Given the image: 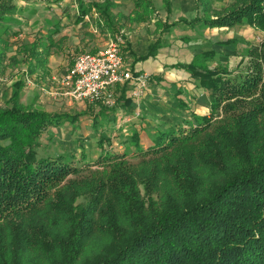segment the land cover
I'll list each match as a JSON object with an SVG mask.
<instances>
[{"label": "trees", "instance_id": "obj_1", "mask_svg": "<svg viewBox=\"0 0 264 264\" xmlns=\"http://www.w3.org/2000/svg\"><path fill=\"white\" fill-rule=\"evenodd\" d=\"M164 2L171 11L172 0ZM214 2L196 0L197 15L178 22L209 28L247 22L264 32V0H233L221 9ZM93 6L135 62L160 48L154 43L136 56L122 32L124 16L111 15L115 3ZM135 6L131 21L154 12L149 0ZM16 9L14 0H0V61L21 30L8 22L20 23ZM56 44L53 34L41 36L23 52L43 65ZM246 54L243 67H211L206 58L213 51L178 63L208 92L211 113L157 126L147 146L134 133L122 153L101 141L93 166L39 153L48 128L79 115L22 104L20 85L12 104L0 107V264H264V39ZM35 66L30 61L28 73ZM178 103L190 108L183 97Z\"/></svg>", "mask_w": 264, "mask_h": 264}, {"label": "rangeland", "instance_id": "obj_2", "mask_svg": "<svg viewBox=\"0 0 264 264\" xmlns=\"http://www.w3.org/2000/svg\"><path fill=\"white\" fill-rule=\"evenodd\" d=\"M116 1H118V6L114 9L115 13L121 12L126 16L132 14L135 9L134 0ZM150 1L154 3V12L151 19L143 22V26L139 27V31L133 32L132 43L135 45H131L132 51L136 55L146 54L149 47L154 43L161 45L168 44L172 48L167 51H165V49L160 50V54L156 59H149L143 63L140 62L137 66L138 69H135L136 67L133 68V60L135 57L130 55V53H132L131 50L130 52L129 50L123 52V55H129L127 62H129V64L130 62L132 63L130 66L134 73H143L148 76L147 84L150 90H148V93L153 100L150 112L144 110L143 115L141 108L140 111L136 113L133 110L130 111V109H122V103L119 105L120 99L117 98L116 94V104L110 106L105 101L103 102V100L90 102L72 98L70 95L66 94V87L62 85L61 80L47 79L39 83L36 81L31 84V86L35 87V100L39 107L51 112H67L72 116L79 115V120L74 123L71 121L62 126L50 127L47 129L40 138L41 144L38 151L41 155H49L51 157L66 156L71 157L70 160H72L73 165L81 167L86 163L91 165L96 162L98 158L101 141L104 143L103 145L105 148L121 153L130 148L128 147L127 149L126 147L128 144L126 145L125 143L127 139H129L133 121L143 119L149 125L161 128L181 120L184 121L185 118H187L186 115H189V113L183 112L176 107L175 100L170 96L171 92L174 93L177 90V83L174 82L173 79H178V77H180L179 73L182 71L170 66H162V62L159 60L161 56L167 57L168 60L166 59L165 61L175 62L190 57V53L193 54L211 50L216 53V56L206 59H208V63L212 67L217 65V63H227L231 68H235L236 66L243 67L248 61L246 54L247 48L251 45H258L264 39V32L259 31L247 22H244L242 25L223 29H207L205 26L201 25L192 28L186 23L172 25L171 23L177 22L180 17H186L188 20H191L197 15L196 0H172L173 9L170 13H168L163 0ZM14 2L17 5L15 14L17 16L22 15L25 19L24 22L29 19L30 26L32 22L34 29L44 26V17L53 12L50 7L55 8L58 12L61 11V8L54 7L53 5L49 6L45 0H14ZM232 2L233 0H215L214 5L217 9H221ZM17 16L14 17L18 19ZM159 19L163 21L167 20V24L171 26L169 28L163 26L161 29L157 30L156 22ZM8 22L14 26L18 25V22L15 20H8ZM125 25L122 32H126V34L129 35V31L131 30L129 22L127 21ZM141 32H143L144 35H148V37L143 38ZM33 33L34 32H32V34ZM136 33L139 34L136 35ZM119 36L120 33H118L117 37ZM208 37L214 39L218 38V40L210 42ZM27 38L28 37L20 41H12V46H9L8 53L13 51L19 52V48L24 50V47L28 45ZM116 38L115 36L108 35L99 36L98 40H95L93 44L86 47L78 44L76 38H71L69 41H66L68 44L67 50H70V65H73L78 54L86 51L92 52L93 50H98L104 47L110 39ZM227 38H230L229 42L224 43V40ZM122 42H124L123 38ZM79 45L82 48L79 47ZM123 45L124 49H126V45ZM163 51H165L166 55H163ZM27 71L26 69V72L23 74L24 76L27 74ZM154 74H164L167 79L170 78L172 81L164 79L159 81V84H156V80L152 78ZM130 85L133 89L132 83H130ZM146 92L147 91H145V93ZM145 93L140 97L141 100L147 95ZM163 95L166 98H163ZM33 96L35 95L31 94L29 98ZM199 102L205 104L206 100L203 98L200 99ZM7 105L8 102L4 103L0 100V107ZM165 105L166 107H164ZM162 108H166L167 112L164 113L161 110ZM190 117L192 118L191 115ZM153 126H149L150 136L156 131ZM83 154L86 155V157L83 158ZM130 158L134 160L137 159L135 156H131ZM94 167H97V165H94Z\"/></svg>", "mask_w": 264, "mask_h": 264}, {"label": "crops", "instance_id": "obj_3", "mask_svg": "<svg viewBox=\"0 0 264 264\" xmlns=\"http://www.w3.org/2000/svg\"><path fill=\"white\" fill-rule=\"evenodd\" d=\"M23 1V0H20ZM94 1H98V2H103L105 0L99 1V0H63L60 3H47L49 6H54V7H58L61 8V11L58 12L55 8H52L53 12L49 13L48 15H46L44 17V26L42 28H38V29H34L33 23L31 22V26H30V21L29 19L26 20V22H24V18L21 16H17L15 14V16L18 17L19 20V24L17 25V27L19 29H21L19 31V33L10 39V46H12V41H20L23 40L24 38L28 37L27 41H28V45L30 46L36 38H39L41 36L44 37V39H46L50 34H53V38L54 40L57 42L56 46L52 47V49L50 50V52L48 54L44 53V56L46 57V61L43 63V65H38L37 64V60L36 59H32L30 57H26L25 53L23 52V49L19 48V52L18 51H13L11 53H6V55L4 56L3 60L0 61V100L4 103L8 102L7 106H10L12 104V99L13 96L15 95V93L19 90L20 85L22 86V88H20V101L22 104L26 105V106H33L35 108H41L39 107L36 103L37 101L36 99V91H35V87H32L31 84H33L34 82H41V81H45V80H54V79H58L59 81L62 80L65 75L68 73V71L70 70V68L72 67L70 65L71 63V58H70V50H67L68 44L66 43V41H69L71 38H76L78 41V44H81V46L86 47L89 46L90 44H93V42L95 40H98L99 36H114L116 33L112 32V30L106 28L103 29L104 26V22H105V18L104 15H102L98 10H96V8L93 6V2ZM115 3V6L112 8V13L111 15H113L116 19L118 18L119 14H122L124 16V19L122 20L124 22V26L122 27L124 29V27L126 26V22H129V26L131 27L130 31H129V41L131 43L132 46H134L135 44L132 43L133 42V32L139 31V27L143 26V22L149 21L151 19L145 20V21H141V22H137V21H131L128 19L129 15H133L134 11L132 12V14H129L128 16L124 15L121 12H114V9L118 6L116 0H112ZM137 0H134V3L136 4ZM150 1V0H149ZM164 2V0H163ZM153 6L154 3L152 2ZM165 4V2H164ZM166 6V5H165ZM136 8V6H135ZM167 9V7H166ZM172 9H173V5H172ZM168 13L172 12L169 11L167 9ZM152 16V14H151ZM186 18V17H185ZM179 19V18H178ZM37 20V19H35ZM34 20V21H35ZM104 20V21H103ZM155 21V20H153ZM159 22H161L163 24V26H166L167 28H169L171 25L167 24V20L163 21V20H158L156 22V29L159 30L161 29L163 26H159ZM173 24H179L178 20L177 22H173L171 23ZM189 25V24H188ZM136 26V27H135ZM138 26V28H137ZM190 27H193L192 25H190ZM207 29H223V28H230V27H221V28H209L206 27ZM32 32H34L32 34ZM132 32V33H131ZM139 33H136V35ZM141 36L143 38H147L148 35H144L143 32H141ZM104 38V37H103ZM212 39V40H210ZM111 40V39H110ZM208 40L210 42H215V40L217 41V39L214 38H209ZM230 38H227L224 40V43H227V41L229 42ZM232 40V39H231ZM64 43V45H63ZM66 43V44H65ZM22 44V43H20ZM79 45V47H81ZM17 48V47H16ZM82 48V47H81ZM172 47L168 44L164 45L162 44L160 46V48L157 50V54L155 53V55L150 56L149 58H147L144 61H147L149 59H156V57L160 54V50H170ZM42 48H39V51H41ZM99 50V49H98ZM128 50V49H125ZM124 50V52H126ZM68 51V52H66ZM97 51L93 50L92 52ZM165 51H163V55H166ZM211 51V50H209ZM86 52H90V51H86ZM130 52V50H129ZM203 52V51H201ZM197 53H190V57H186L184 60H179V61H175V62H169V61H165L167 59V57H163L161 56V58L159 59L160 62H162V66H170L174 69H178L181 70L182 72L179 73L178 79H173L174 82L177 83V90L173 93H170V96L175 100L176 102V107H178L181 111L183 112H188L189 115L187 114V118L194 120V115L197 114L199 116H207L211 113V100L209 98L208 92L206 91L205 88L201 87L198 85L197 80L195 79V77L192 76V74L187 71L184 68L181 67H177L178 63H188L191 62L194 58V56ZM22 55V56H21ZM131 56H133L130 53ZM144 55V54H142ZM126 56V60L128 59L129 55H125ZM136 56H140V55H136ZM183 56H187V55H183ZM216 56V55H215ZM214 56V57H215ZM169 58V57H168ZM168 60V59H167ZM30 61L35 63V69L34 72L32 74L28 73L24 76L23 74L26 72V69H29V65H30ZM144 61H137L135 62L133 60V68L138 69V64H140V62H144ZM208 62V60H207ZM129 63V62H128ZM130 64H132L130 62ZM209 64V63H208ZM219 64V63H217ZM227 64V63H225ZM210 65V64H209ZM71 66V67H70ZM161 66V65H160ZM211 66V65H210ZM216 66V65H215ZM212 67V66H211ZM231 68V67H230ZM152 78L154 80H156V84H159L161 80H171L170 78H166L164 74H154L152 76ZM57 80V81H58ZM126 84H119L115 87V94L117 95V98L120 99V103H122L121 107H123L122 109H130V111H135V113L137 111H142V114L144 115V110H148L150 112V107L151 104L153 103V100L150 98V94L148 93L149 91L147 90V92L145 94L144 99L141 100V98H134L131 95V91H132V86L130 85V83H128L127 85V92H126V97L127 101H125V99H121V94H122V89L123 86ZM185 91L182 92L181 94L178 92L179 90ZM153 90V88H152ZM179 93V95H178ZM35 95L32 98H29L30 95ZM168 96V95H167ZM163 98L164 95L162 96ZM183 97L185 99H187V101L189 102V109H183L180 105H179V98ZM150 98V99H149ZM205 98L206 103L203 104L201 102H199L200 99ZM141 100V101H140ZM147 102V104H146ZM10 103V104H9ZM144 107V108H143ZM166 107V105L164 106ZM42 109V108H41ZM45 110V109H44ZM164 113L167 112L166 108H162L161 109ZM190 115L192 116V119L190 117ZM172 123V122H171ZM131 132L129 137L133 136L134 133H137L139 135L140 138V142L142 145L147 146L149 145L152 140H151V136H150V132H149V126H153V125H149L148 123H146L143 119L142 120H138V121H133L132 125H131ZM156 126H153V128L155 129Z\"/></svg>", "mask_w": 264, "mask_h": 264}, {"label": "built area", "instance_id": "obj_4", "mask_svg": "<svg viewBox=\"0 0 264 264\" xmlns=\"http://www.w3.org/2000/svg\"><path fill=\"white\" fill-rule=\"evenodd\" d=\"M122 36L111 39L95 52H83L61 80L66 94L76 100L116 104L115 87L132 83L131 95L140 98L148 90V76L134 73L121 50ZM138 114V113H137Z\"/></svg>", "mask_w": 264, "mask_h": 264}]
</instances>
